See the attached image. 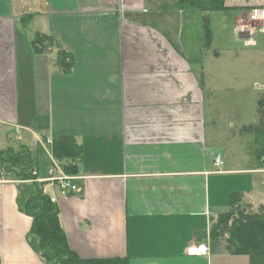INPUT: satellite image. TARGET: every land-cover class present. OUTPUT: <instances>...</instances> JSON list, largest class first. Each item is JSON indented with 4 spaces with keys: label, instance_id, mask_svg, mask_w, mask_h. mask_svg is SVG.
<instances>
[{
    "label": "crops",
    "instance_id": "1",
    "mask_svg": "<svg viewBox=\"0 0 264 264\" xmlns=\"http://www.w3.org/2000/svg\"><path fill=\"white\" fill-rule=\"evenodd\" d=\"M225 5L202 13L180 9L178 0H0V151L28 148L40 179L54 161L79 178V192L52 195L81 259L250 264L211 228L236 203L262 206L253 205L264 191V165L245 128L260 120L264 45L260 34L247 44L243 30L264 0ZM215 12L243 41L235 62L213 43ZM186 13L187 29L178 28ZM39 34L71 55V73L57 65V47L35 50ZM230 98L237 111L224 125L219 109ZM60 137L82 148L75 174L54 157ZM19 184L0 171V261L45 264L30 245L32 218L18 207ZM192 244H206L209 254L188 256Z\"/></svg>",
    "mask_w": 264,
    "mask_h": 264
},
{
    "label": "trees",
    "instance_id": "2",
    "mask_svg": "<svg viewBox=\"0 0 264 264\" xmlns=\"http://www.w3.org/2000/svg\"><path fill=\"white\" fill-rule=\"evenodd\" d=\"M182 10L202 12L228 9L225 0H178ZM206 39L209 42V29L205 25ZM33 44L38 53L45 49L58 48L57 65L65 73H71L73 58L63 50L55 38L36 35ZM259 123L246 129L255 134L256 154L259 165H264V97L259 101ZM54 157L63 162V170L69 174L77 173V162L82 158V148L71 137H60L53 142ZM75 162V165L73 164ZM32 152L22 147L18 150L0 151V171L17 181V204L21 211L32 218L29 241L32 249L45 264H128L126 259L103 258L81 259L70 248L65 231L59 220L58 205L44 196L40 184L31 182L35 170ZM250 205L236 203L227 212L218 216L212 224L211 236L224 238L227 247L234 254L250 257V264H264V205L253 210ZM1 264V261H0Z\"/></svg>",
    "mask_w": 264,
    "mask_h": 264
},
{
    "label": "built area",
    "instance_id": "3",
    "mask_svg": "<svg viewBox=\"0 0 264 264\" xmlns=\"http://www.w3.org/2000/svg\"><path fill=\"white\" fill-rule=\"evenodd\" d=\"M249 21L250 24L244 28L243 32L249 36L246 43L252 45L254 44L252 36L255 34L264 36V7H253L249 12ZM48 144H51V141H48ZM222 164V156L219 155L214 161V166L219 168ZM261 171L264 172V166ZM32 175L33 179H31V182L40 184L43 195L50 198L53 204L57 205L58 200L52 195V190L62 195L79 192V186L77 185L79 178L63 173L55 161L48 170V178H38L36 170L33 171ZM17 182L21 183V181ZM186 254L195 257L207 256L209 254V247L206 244H192L187 248Z\"/></svg>",
    "mask_w": 264,
    "mask_h": 264
},
{
    "label": "rangeland",
    "instance_id": "4",
    "mask_svg": "<svg viewBox=\"0 0 264 264\" xmlns=\"http://www.w3.org/2000/svg\"><path fill=\"white\" fill-rule=\"evenodd\" d=\"M202 13H204V12H202ZM188 16H189L188 13H186L185 17L181 16V18H178V22H176V26H178V24H179L178 28L187 29V27H188ZM212 17H214L212 19V30H213V35H214V42L213 43H215L216 45H220L219 46L220 49L224 50L226 56H224L222 59H226V62H228V63L235 62L236 61V57H237L236 56L237 53L241 54L240 52H241V50L244 47L243 41L240 40V39H236L234 37L233 33H232L233 31L230 28H228L229 26L223 24V21L226 19L225 17L223 18V13L215 12ZM183 20H185L184 25H183ZM198 21H202V22H201V26H200V24H196V30H201L202 31V29H203L202 26L204 25V18H201ZM248 24H250V23H248ZM194 27H195V24H194ZM22 31H23L24 36L30 42V39L32 37H34L33 33H34L35 29H32V27H28L26 29H23ZM237 38H239V36H237ZM238 40H240V41H238ZM260 43L264 45V36L263 35L260 36ZM232 57H234L235 59H233V60L230 59ZM239 69H241V68H239ZM225 79H226V77H225ZM232 80H234V81L239 83L241 78L239 76L235 75L232 78ZM239 96H244V95L242 93H240ZM230 100H224L222 102L221 106H220V109H219V112H220L219 116H222V122H223L224 125H227V123H228V125L230 123H234V120L232 119L231 115L234 114L237 111L235 107H237L238 105L236 104V102H234V99L230 98ZM254 108L255 107H253L251 109V111H253ZM221 110L223 111V113L221 112ZM226 116H227V118H226ZM225 118H226V120H225ZM1 136H2V132H0V137ZM250 136L252 137V135H250ZM0 147H2L1 138H0ZM250 175L252 176L253 174H250ZM254 195L257 196V201L259 203H256L253 206H257L258 207L259 205L261 206V204L263 206L264 205V191L261 192L260 194L256 193ZM256 209L257 208L254 207V210H256ZM218 220H219V218L215 217V219L213 220V225L215 223H217Z\"/></svg>",
    "mask_w": 264,
    "mask_h": 264
}]
</instances>
